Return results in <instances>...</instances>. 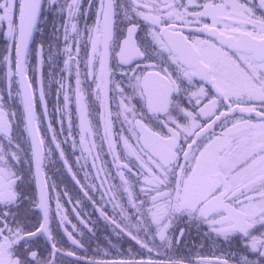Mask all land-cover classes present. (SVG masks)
<instances>
[{"label": "snow or ice", "instance_id": "obj_1", "mask_svg": "<svg viewBox=\"0 0 264 264\" xmlns=\"http://www.w3.org/2000/svg\"><path fill=\"white\" fill-rule=\"evenodd\" d=\"M0 264H264V0H0Z\"/></svg>", "mask_w": 264, "mask_h": 264}]
</instances>
